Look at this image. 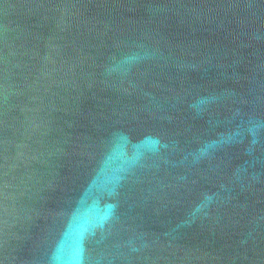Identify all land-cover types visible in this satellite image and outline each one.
<instances>
[{
  "label": "water",
  "instance_id": "95a60500",
  "mask_svg": "<svg viewBox=\"0 0 264 264\" xmlns=\"http://www.w3.org/2000/svg\"><path fill=\"white\" fill-rule=\"evenodd\" d=\"M0 264H264V0H0Z\"/></svg>",
  "mask_w": 264,
  "mask_h": 264
}]
</instances>
